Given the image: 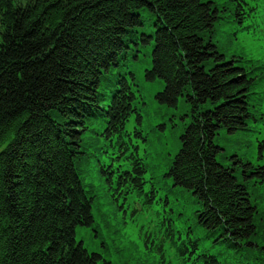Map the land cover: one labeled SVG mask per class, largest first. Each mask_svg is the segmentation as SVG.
<instances>
[{"label": "trees", "instance_id": "1", "mask_svg": "<svg viewBox=\"0 0 264 264\" xmlns=\"http://www.w3.org/2000/svg\"><path fill=\"white\" fill-rule=\"evenodd\" d=\"M252 2L0 0V264H111L75 230L94 222L89 169L101 146L115 139L116 159H131L130 44L152 49L144 79L160 80L157 103L180 101L187 117L164 177L190 197L209 247L188 230L171 240L179 263L264 264L263 146L257 157L232 150L257 121L264 68L215 42L220 22L242 25ZM123 163L122 181L140 191L139 160Z\"/></svg>", "mask_w": 264, "mask_h": 264}, {"label": "rangeland", "instance_id": "2", "mask_svg": "<svg viewBox=\"0 0 264 264\" xmlns=\"http://www.w3.org/2000/svg\"><path fill=\"white\" fill-rule=\"evenodd\" d=\"M262 17L258 18L257 27L250 33L238 34L236 38L230 37L235 49L260 64H264V48H260V44H264ZM235 28L238 27L232 28L231 25L216 27L217 38L221 40L223 35L233 33ZM149 66L150 59L140 55V61L133 68L137 84L134 87L138 98L136 107L140 118L137 123L133 115L126 130L133 132L136 129L143 135V140L138 139V146L139 156L144 158L147 170L145 179L148 181V187L154 186L157 192L155 197L162 199L163 202H159L158 205L153 204L151 208L133 216L130 203L136 199L130 196L123 204L122 197L113 190L109 193L106 184L93 174L89 183L93 186L96 196L92 209L94 222L92 227H78L75 230L77 243H82L89 253L101 254L111 264H163L159 262L161 258L156 252L146 250V247L155 250V244L159 246L158 242L161 238H165V227L159 224L161 212L168 216L167 225L171 221L172 228L180 231L182 237H185L191 229V236L200 238L199 251L209 247V241L202 238L200 229L193 224L191 216L194 204L189 201L190 197H186L183 193L167 195V192L175 188L167 185V179L163 177V164L177 151L180 125L182 121L187 120V117L184 116L180 101L176 108H167L155 101L153 94L160 90L161 83L159 79L150 82L143 78V72ZM254 128L258 135L249 134L250 137L243 139L255 142L258 146L259 142L264 140V125L259 123ZM165 198H167L166 204ZM169 247L170 245H167V249ZM168 263L178 264L173 259L172 261L168 259Z\"/></svg>", "mask_w": 264, "mask_h": 264}]
</instances>
